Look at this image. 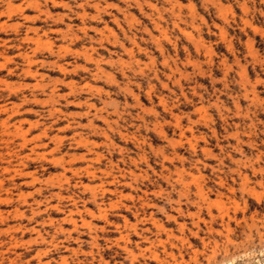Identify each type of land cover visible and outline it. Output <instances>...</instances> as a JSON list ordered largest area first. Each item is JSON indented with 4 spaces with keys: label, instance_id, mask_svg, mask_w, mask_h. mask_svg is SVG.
I'll return each instance as SVG.
<instances>
[{
    "label": "rangeland",
    "instance_id": "1",
    "mask_svg": "<svg viewBox=\"0 0 264 264\" xmlns=\"http://www.w3.org/2000/svg\"><path fill=\"white\" fill-rule=\"evenodd\" d=\"M0 113V264H264V0H0Z\"/></svg>",
    "mask_w": 264,
    "mask_h": 264
},
{
    "label": "bare ground",
    "instance_id": "2",
    "mask_svg": "<svg viewBox=\"0 0 264 264\" xmlns=\"http://www.w3.org/2000/svg\"><path fill=\"white\" fill-rule=\"evenodd\" d=\"M24 58H25V57H24ZM98 70H99V69H98ZM26 73L30 74V73H31V70H30V69H27ZM3 109H4V108H3ZM3 112H4V110H3ZM0 114H1V113H0ZM101 119H102V118H101ZM107 120H108V119H107ZM6 123H7V122H6ZM6 125H7V124H6ZM8 125H9V124H8ZM2 126H3V125H2ZM2 126H1V127H2ZM13 127H14V126H13ZM6 128H7V127H6ZM16 131H17V134H20V135L23 137V141H22L23 143L20 145V146L22 147V146H24V144H26V142H27L26 139L24 138V134H26V133H24V132H23L21 129H19V128H16ZM15 135H16V133H15ZM13 136H14V135H13ZM85 143H86V142H85ZM122 152H123V151H122ZM8 172H10V171L7 170L6 173H8ZM130 172H133V171H130ZM18 173H19V172H18ZM104 173H105V171H104ZM132 174H134V172H133ZM12 175H13V174H12ZM17 175H18V174H17ZM25 175H27V174L25 173ZM25 175H24V177H25ZM111 175H112V174H111ZM121 175H122V174H121ZM121 175H120V176H121ZM134 175H135V174H134ZM21 177H22V176H21ZM124 177H125V176H124ZM132 177H133V176H132ZM9 178H10V177H9ZM134 178H135V177H134ZM132 179H133V178H132ZM34 182H35V179L32 180V183H33V184H34ZM118 182H119V181H118ZM0 183H1V181H0ZM28 184H29V183H28ZM24 185H25V184H24ZM2 186H3V185H2ZM101 186H102V183H101ZM184 186L186 187V185H184ZM17 188H18V187H17ZM102 188H103V187H102ZM18 189H19V188H18ZM18 189H17V190H18ZM104 189H105V188H104ZM104 189H101V190H104ZM185 189H186V188H185ZM102 192H103V191H102ZM104 192H105V191H104ZM104 192H103V193H104ZM21 194H22V193H21ZM21 194H18V195L21 196ZM58 195H59V194H58ZM58 195H57V196H58ZM180 195H181V194H180ZM20 196H19V197H20ZM30 196H31V195H30ZM94 196H95V194H94ZM102 196H104V195H102ZM11 197H12V196H11ZM22 197H23V196H22ZM20 198H21V197H20ZM24 198H25V197H24ZM11 199H12V198H11ZM59 199H60V198H59ZM24 200H25V199H24ZM3 201L6 202L7 200L5 199V200H3ZM11 201H12V200H11ZM26 201H27V200H26ZM26 201H25V202H26ZM112 204H113V203H112ZM112 204H111V205H112ZM115 205H117V204H115ZM99 207H100V206H99ZM116 207H117V206H116ZM116 207H115V208H116ZM124 207H125V206H124ZM101 208H102V207H101ZM125 208H126V207H125ZM16 210H17V209H16ZM31 210H32V209H31ZM76 210H77V209H76ZM104 211H105V210H104ZM17 212H18V210L16 211V213H17ZM71 212H72V211H71ZM80 212H81V211H80ZM98 212H99V211H98ZM31 213H32V212H31ZM33 213H34V212H33ZM35 213H36V211H35ZM77 213H78V212H77ZM78 214H79V213H78ZM92 214H94V213H92ZM69 215H70V216H69V218H68V221L71 222V223L76 227L75 222H74V220H73V218H72V213L69 214ZM74 216H75V214H74ZM74 216H73V217H74ZM105 216H106V215H103V214L101 213V210H100V212H99V218H106ZM194 216H195V215H194ZM92 217H94V216H92ZM66 218H67V216H66ZM66 218H65V219H66ZM94 219H95V217H94ZM64 221H65V220H64ZM65 222H66V221H65ZM81 222H82V221H81ZM84 223H85V222H84ZM73 225H72V226H73ZM161 225H162V224H161ZM88 226L90 227V225H88ZM118 226H119V225H118ZM132 226H133V225H132ZM76 228H77V227H76ZM133 229H134V228H133ZM36 231H37V230H36ZM91 231H92V230H91ZM73 232H74V231H73ZM76 232H77V231H76ZM135 232H136V230H135ZM38 233H39V232H38ZM70 233H71V232H70ZM68 235H69V234H68ZM37 236H38V235H37ZM69 236H70V235H69ZM122 237H123V236H122ZM127 237H128V236H127ZM123 238H124V237H123ZM129 239H130V238H129ZM129 239H127V240H129ZM127 240H126V241H127ZM122 241H123V240H122ZM14 242H15V241H14ZM124 242H125V241H124ZM126 243H127V242H126ZM126 245H127V244H126ZM123 249H124V248H123ZM6 251H7V250H6ZM10 251H11V250H10ZM8 253H9V251H8L6 254H8ZM129 253H130V252H129ZM139 253H140V252H139ZM132 254H133V253H132ZM134 254H135V253H134ZM153 254H154V253H153ZM3 256H4V255H3ZM6 258H7V257H6ZM134 258H135V257H134ZM155 258H157V256H155ZM2 263H3V262H2Z\"/></svg>",
    "mask_w": 264,
    "mask_h": 264
}]
</instances>
